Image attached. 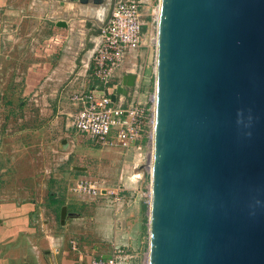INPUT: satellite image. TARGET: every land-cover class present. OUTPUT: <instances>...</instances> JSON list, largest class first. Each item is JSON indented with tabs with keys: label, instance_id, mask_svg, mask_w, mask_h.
<instances>
[{
	"label": "water",
	"instance_id": "obj_1",
	"mask_svg": "<svg viewBox=\"0 0 264 264\" xmlns=\"http://www.w3.org/2000/svg\"><path fill=\"white\" fill-rule=\"evenodd\" d=\"M156 35L147 264H264V0H158Z\"/></svg>",
	"mask_w": 264,
	"mask_h": 264
},
{
	"label": "rangeland",
	"instance_id": "obj_2",
	"mask_svg": "<svg viewBox=\"0 0 264 264\" xmlns=\"http://www.w3.org/2000/svg\"><path fill=\"white\" fill-rule=\"evenodd\" d=\"M157 4L158 0L142 4L140 47L128 52L126 67L120 66L119 74L112 80L117 87L125 74L142 80L136 89L141 99H133L134 88H126L124 105L132 101L147 103L153 92L156 41L151 18ZM86 7L81 13L86 22L76 23L71 16L73 27L65 37L47 29L45 7L37 16L26 19L32 22L24 23L27 30L24 26L22 31L28 36L22 39H15V25L7 19L11 37L1 38V48L12 60L0 61V202L42 200L45 204L57 197L67 203L69 217L80 218V225L74 230H79L82 244L88 247L94 242L106 244L96 240L94 233L95 218L102 217L103 238L113 237L117 245L134 254L131 264H141L148 246L150 147L145 142L128 150L96 147L71 127L68 114H75L76 109L59 112L53 99V94L63 89L61 85L67 80L74 77L73 83L79 82L78 77L83 75L80 67L84 64L81 59L86 53L85 44L90 37H98L101 24L94 19L98 6L90 0ZM108 10L107 5L105 14ZM54 11L57 16L78 13L76 9L67 13L57 6ZM90 74L85 76V87L64 88L69 90L67 104L77 102V96L96 84ZM79 181L108 190L122 189V202L114 201L113 195L77 194L72 188ZM129 233L134 236L133 245L123 242ZM109 246L102 249L113 245Z\"/></svg>",
	"mask_w": 264,
	"mask_h": 264
},
{
	"label": "crops",
	"instance_id": "obj_3",
	"mask_svg": "<svg viewBox=\"0 0 264 264\" xmlns=\"http://www.w3.org/2000/svg\"><path fill=\"white\" fill-rule=\"evenodd\" d=\"M141 1L143 3L150 2V0ZM110 3L111 2L107 5L109 6ZM56 6L67 13L72 9L78 10V13L57 16L54 11ZM86 6H88V4L82 5L78 0H0V61L2 59H4V61L12 60L10 55L1 48V38L5 40L11 37L8 35L10 29H7L8 26L6 24L8 18L12 20L15 25V39H22L23 36H28L27 32L22 31L24 26L26 28L25 30H27V25H24V23L32 22L26 19L37 16L39 10L45 7L47 12L45 21L47 29H50L55 35L65 37V35L69 36L72 30L73 20H75L76 23L86 22L85 15L81 14L85 11L84 7ZM95 6H98L95 9L98 10L101 8L102 4ZM107 14L103 11L100 20L98 16L94 14L95 22L102 26L106 21ZM8 15L11 17H8ZM71 16H74L73 20ZM58 23L64 25L57 26ZM90 26L91 24L88 22L87 27L90 28ZM99 40L98 37H90L85 44L87 48L85 49L86 53L83 55L82 61L80 60L81 63H84L83 66L80 67L83 69V75H81L82 77H78L79 82L73 83V81H76V78L73 77L71 80H67L61 85L63 89L60 88L59 91L53 94V99L59 112L66 111L68 108L77 110L81 106L78 101L67 104L66 101L69 90L67 91V89L64 88L67 86L68 88L77 87L78 85L86 86L87 79L85 76L87 73L89 75V72H91V56L99 44ZM127 55L128 53L125 54L121 64L122 69L127 65ZM14 61L16 62L15 57ZM116 74H119L118 71ZM141 81L142 80L136 77L133 99H141L139 93L136 91L137 85L141 83ZM95 86L96 84L91 89ZM60 109L62 110L60 111ZM73 115L74 114H68V117L71 118V127ZM120 202H122V200ZM62 208L66 209L64 219H61ZM80 221V218L77 216L69 217L67 203L63 200H58L57 197L45 204L42 200L41 202L30 201L25 203L17 201L0 202V264H90L92 258L107 256L109 254L112 246L110 249L107 248L106 250L102 249L103 246L110 247L109 244L119 246L113 237L110 238L106 236V238H103L102 217L95 218L94 233H96V240L98 238L99 241H105L106 244L94 242L93 246L90 247L82 244L80 242L81 238L78 237L79 230H74L80 225ZM73 242L75 243V247L72 245ZM123 242L125 245H133V234L129 233L127 237L123 239ZM119 247L124 248V246ZM129 263L131 264L132 262H127V264Z\"/></svg>",
	"mask_w": 264,
	"mask_h": 264
},
{
	"label": "built area",
	"instance_id": "obj_4",
	"mask_svg": "<svg viewBox=\"0 0 264 264\" xmlns=\"http://www.w3.org/2000/svg\"><path fill=\"white\" fill-rule=\"evenodd\" d=\"M142 4L141 0H114L110 3L106 21L100 28L99 44L91 56L90 71L96 86L76 97L81 106L72 116V127L99 148L128 150L137 143L145 142L152 153L154 92L147 103L132 101L124 105L121 96H116L115 103L111 101L117 87L112 83L116 71L125 54L139 48L142 41ZM157 20L158 4L151 18L154 42ZM72 191L88 196L113 195L116 202L123 199L122 189H103L86 181L76 182ZM72 245L75 247L74 242ZM133 257L132 252L113 245L107 256L94 257L90 264H127ZM141 264H147V254Z\"/></svg>",
	"mask_w": 264,
	"mask_h": 264
},
{
	"label": "bare ground",
	"instance_id": "obj_5",
	"mask_svg": "<svg viewBox=\"0 0 264 264\" xmlns=\"http://www.w3.org/2000/svg\"><path fill=\"white\" fill-rule=\"evenodd\" d=\"M108 3H109V0H104V2H103V4H102L101 8L98 9V10H95V11H94L95 16H98V19H99V20H100V18H101V15H102V13H103V11H104L105 6H106ZM96 18H97V17H96ZM155 41H156V43H157V35H156V39H155ZM150 155H151V160H152V153H150ZM150 155H149V157H150ZM149 169H151V164H150V166H149Z\"/></svg>",
	"mask_w": 264,
	"mask_h": 264
}]
</instances>
